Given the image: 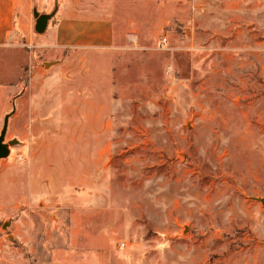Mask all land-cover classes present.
I'll list each match as a JSON object with an SVG mask.
<instances>
[{
    "label": "rangeland",
    "instance_id": "obj_1",
    "mask_svg": "<svg viewBox=\"0 0 264 264\" xmlns=\"http://www.w3.org/2000/svg\"><path fill=\"white\" fill-rule=\"evenodd\" d=\"M101 19L111 45L66 44ZM6 117L0 264L69 195L132 264H264V0H0Z\"/></svg>",
    "mask_w": 264,
    "mask_h": 264
},
{
    "label": "crops",
    "instance_id": "obj_2",
    "mask_svg": "<svg viewBox=\"0 0 264 264\" xmlns=\"http://www.w3.org/2000/svg\"><path fill=\"white\" fill-rule=\"evenodd\" d=\"M66 31V44L73 46H109L115 41V26L106 19L75 21ZM47 44L51 46V41ZM69 196L57 204L45 199L24 204L23 213L18 216L17 234L21 252L24 251L22 264H132L120 258L112 233L98 225V215L74 214L75 200ZM85 201L88 207L100 204L94 196ZM28 252L33 259H26Z\"/></svg>",
    "mask_w": 264,
    "mask_h": 264
},
{
    "label": "water",
    "instance_id": "obj_3",
    "mask_svg": "<svg viewBox=\"0 0 264 264\" xmlns=\"http://www.w3.org/2000/svg\"><path fill=\"white\" fill-rule=\"evenodd\" d=\"M35 17L37 19L36 31L41 34L46 30L51 16L49 15L39 16V14L35 12ZM8 121H9V117H6L4 121L3 130L0 136V159L7 157L9 154V145L4 144L7 128H8Z\"/></svg>",
    "mask_w": 264,
    "mask_h": 264
},
{
    "label": "built area",
    "instance_id": "obj_4",
    "mask_svg": "<svg viewBox=\"0 0 264 264\" xmlns=\"http://www.w3.org/2000/svg\"><path fill=\"white\" fill-rule=\"evenodd\" d=\"M162 46H165L167 45V39H163L162 43H161Z\"/></svg>",
    "mask_w": 264,
    "mask_h": 264
}]
</instances>
